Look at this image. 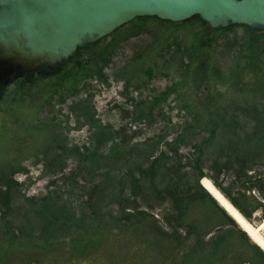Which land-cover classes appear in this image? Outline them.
Wrapping results in <instances>:
<instances>
[{
	"label": "rangeland",
	"instance_id": "rangeland-1",
	"mask_svg": "<svg viewBox=\"0 0 264 264\" xmlns=\"http://www.w3.org/2000/svg\"><path fill=\"white\" fill-rule=\"evenodd\" d=\"M201 29L199 24L173 26L154 19L138 20L101 43L98 50L107 48L111 53L102 77L80 73L64 79L54 94L50 82L40 81L31 85L29 97H12L15 87L6 93L1 113L0 180L15 170V183L10 189L0 187L10 197L7 203L0 200V264L160 262V248L149 252L151 245L145 243L154 239L144 230L137 234L131 228L123 232L107 227L110 214L118 211L114 197L123 184L127 193L131 190L125 172L159 154L164 140L178 134L180 125L190 120L185 104L264 100L259 73L248 65L251 60L243 51L233 48L236 41L243 42L244 28L220 34L219 46L198 51L192 64L177 54L179 47L173 42L184 47L195 39L194 45L204 33ZM94 54L98 60V53ZM238 62L242 80L232 81L224 71ZM175 84L177 92L168 94ZM183 151L189 152L190 147ZM93 186L101 191L95 204L104 219L95 234L87 227L96 225L90 221ZM138 200L152 204L154 199L143 191ZM49 205L89 231L81 235L79 227L67 222L66 228L57 225L55 237L45 243L42 231L48 220H56L47 213ZM151 212L159 217L161 209ZM194 212L196 217L205 215L203 207ZM250 223L258 228L264 220L256 214ZM261 231L264 235V227ZM131 242L136 245L130 249Z\"/></svg>",
	"mask_w": 264,
	"mask_h": 264
},
{
	"label": "trees",
	"instance_id": "trees-1",
	"mask_svg": "<svg viewBox=\"0 0 264 264\" xmlns=\"http://www.w3.org/2000/svg\"><path fill=\"white\" fill-rule=\"evenodd\" d=\"M149 19L173 26L199 24L203 28L201 30L204 33L196 37L194 45L192 41L195 39L184 47L173 42L175 47H179L177 54H181L182 59L188 58V65L194 62V55L198 51L217 48L220 34L244 28L243 42L236 41L233 48L238 52L243 51L244 57L251 60L247 61L248 65H252L251 68L259 73L258 83L264 84V31L246 26L212 30L198 16L180 24L163 22L157 18H138L131 23ZM127 25L96 44L78 49L61 72L48 77L40 76L30 83L24 82L15 96L29 97L32 86L38 81L41 84L50 82V91L54 94L64 79L71 80L80 73L102 77V67L109 63L107 59L111 53L107 48H98L103 41L115 36ZM94 53H98V60ZM239 64L229 65L224 71L232 81L238 77L242 80ZM215 69H218L217 66ZM177 88L176 84L173 85L168 94L177 92ZM259 100L262 102L243 98L210 105L185 104L183 109L190 115V120L180 125L178 134L164 140V149L159 154L150 155L125 172L131 190L127 193L123 184L119 196L114 197L113 202L118 206V211L110 214V225L107 227L112 225V228H121L123 232L131 228L137 234L144 230L147 236L154 239L153 243H145L151 245L149 252L151 248H160V262L155 260L157 257L154 259L155 264H264V251L201 184L203 178H209L248 221L252 222L256 214H260L264 220V100ZM185 147H190V151L185 153ZM10 172L11 177L0 180V187L7 186L10 189L14 185L12 175L15 170ZM121 184L122 180L115 188ZM97 187L93 186L89 195L90 221L96 222V225L87 226L94 234L99 223L101 227L104 222L95 204V198L101 193ZM143 191L154 199L151 200L152 204L149 200H144L143 204L138 200ZM0 200H6V203L10 200L9 192L2 188ZM201 207L205 209V215L196 217L194 209ZM156 208L161 209L159 217L151 212ZM47 209V213L56 220H48L42 231L45 243L55 237L57 225L66 228L67 222L73 223L72 227H79L81 235L89 231L86 226L77 225L78 220L75 218L62 217L58 208L49 205ZM135 245L133 242L128 243L130 249Z\"/></svg>",
	"mask_w": 264,
	"mask_h": 264
},
{
	"label": "water",
	"instance_id": "water-1",
	"mask_svg": "<svg viewBox=\"0 0 264 264\" xmlns=\"http://www.w3.org/2000/svg\"><path fill=\"white\" fill-rule=\"evenodd\" d=\"M196 16L212 30L264 31V0H0V81L59 71L78 49L137 18L183 23Z\"/></svg>",
	"mask_w": 264,
	"mask_h": 264
},
{
	"label": "bare ground",
	"instance_id": "bare-ground-1",
	"mask_svg": "<svg viewBox=\"0 0 264 264\" xmlns=\"http://www.w3.org/2000/svg\"><path fill=\"white\" fill-rule=\"evenodd\" d=\"M202 185L219 201L227 212L236 220L239 226L250 235L251 239L264 250V235L261 231L264 227V223L261 227H254L240 214L239 211L236 210L231 202L214 186L209 178L205 177L202 181Z\"/></svg>",
	"mask_w": 264,
	"mask_h": 264
},
{
	"label": "flooded vegetation",
	"instance_id": "flooded-vegetation-1",
	"mask_svg": "<svg viewBox=\"0 0 264 264\" xmlns=\"http://www.w3.org/2000/svg\"><path fill=\"white\" fill-rule=\"evenodd\" d=\"M50 71H44V72H40V73H35V74H31L29 76L26 77H22L20 79H16L14 80L12 83L5 85L3 84V82L0 81V132H1V113H2V104H3V99L7 93H9L10 89L12 87L14 88V92L11 94V96L13 97L18 91V88L21 84H23L24 82L30 83L33 82L37 77L40 76H47L50 75Z\"/></svg>",
	"mask_w": 264,
	"mask_h": 264
}]
</instances>
